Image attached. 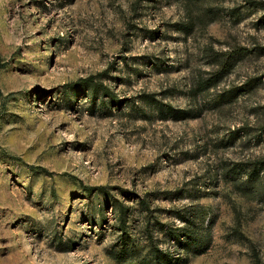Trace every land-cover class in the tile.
<instances>
[{"label": "rangeland", "instance_id": "rangeland-1", "mask_svg": "<svg viewBox=\"0 0 264 264\" xmlns=\"http://www.w3.org/2000/svg\"><path fill=\"white\" fill-rule=\"evenodd\" d=\"M263 159L264 0H0V264H264Z\"/></svg>", "mask_w": 264, "mask_h": 264}, {"label": "trees", "instance_id": "trees-1", "mask_svg": "<svg viewBox=\"0 0 264 264\" xmlns=\"http://www.w3.org/2000/svg\"><path fill=\"white\" fill-rule=\"evenodd\" d=\"M186 2H196V1H202V0H185ZM203 16H207L208 19L205 21L206 24L209 22H212L215 20V13L212 11L211 7H205L203 13ZM195 22L191 18L187 22H175L174 23V28L178 31H182L184 33H189ZM234 52L231 50H223V51H218L213 54V59L211 61V64L214 65L215 71L213 73L214 79L206 82L201 88H206L214 84L216 81L219 80L222 76L226 75L227 73L230 72L231 68L234 66L236 62V58L234 57ZM166 115H172L175 118H191V117H196L197 114L192 113L190 109H180L177 107H174L171 104H166ZM264 170V159L262 161H254L251 163V166H249L246 171H245V179H246V188H251L254 186L252 182L256 181L259 178V173ZM253 185H252V184ZM260 182H258L259 184ZM253 190H256L257 192L263 193L264 194V180H263V185L256 186ZM141 203H143V206L145 208H148L149 203L146 200H140ZM179 218L182 219L183 223L180 226L174 227L171 229V236L174 239L175 244H177L179 247H183L184 243L182 239H186L188 241H191L192 239H195L196 236L193 234V232L188 231L189 225H187V221L185 220V217L183 215H179L178 212L176 213ZM162 254L164 260L166 262H170L171 260L175 259L174 256H170V251L165 250V251H158L156 250L155 252V258L156 254Z\"/></svg>", "mask_w": 264, "mask_h": 264}]
</instances>
